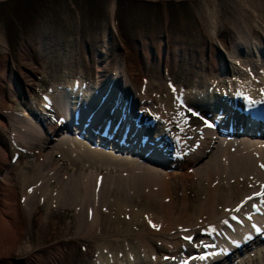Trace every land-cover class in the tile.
<instances>
[{"label": "bare ground", "instance_id": "bare-ground-1", "mask_svg": "<svg viewBox=\"0 0 264 264\" xmlns=\"http://www.w3.org/2000/svg\"><path fill=\"white\" fill-rule=\"evenodd\" d=\"M210 19V25L215 23L214 16ZM263 23L259 25L264 29ZM212 48L210 45L209 53L214 57ZM245 48L247 52L239 57L228 50L234 73H244L243 79L224 68L219 69L217 60L212 58L207 63L208 72L201 78L209 79L216 87L219 84L220 91L207 95V84H198L195 96L175 93L176 100L169 96L164 80H159L157 75L145 73L138 81L133 77L135 64L125 58L120 66L122 71L111 69L108 55L103 60L105 54L98 50L97 76L90 80V85H83L81 80L79 86L74 85L79 82L73 83L67 93L56 90L48 95L40 91L36 109L33 100L37 98L33 95L37 93L35 86L39 76L27 67L21 68L16 82L5 94L9 98V109L15 112L18 109L13 107L17 102L13 88L18 91V101L29 111H24V115L30 122L22 126L9 117L7 123H3L5 116L0 113V127L8 136L10 134L15 147L11 158L18 163L8 166L7 148L0 147V256L11 252L19 243L24 244L27 236L35 235L40 239L47 230H58L59 226L67 244L99 250L103 263L110 253L113 258L114 254L122 253V262L129 264L139 262L141 257L150 260L146 258L140 264H264V247H261L264 239L255 236V232L260 231L256 226L264 228L263 222L255 223L261 219V214L264 216V206H260V199L264 198V110L260 107L255 119L245 114H250L251 110L244 107L246 103L264 104V52L250 44H245ZM154 57L152 63L156 61L161 67L162 51L150 59ZM82 62L79 59L77 63L82 65ZM198 74L201 73H196V79H200ZM224 75L228 77L223 79ZM142 77L153 80L144 82ZM125 83L130 84L129 88ZM111 85L115 91H108ZM142 86L146 87L145 93ZM147 90L159 96L154 98L155 105L151 104L156 112L145 115L157 126L154 124L152 130L139 125L130 127L129 117L134 116L130 108L138 110L137 103H131L134 96L149 106L143 109L151 108L149 103L153 100ZM112 100H118L120 105L115 107ZM179 100L185 107L178 106ZM239 104L241 107L236 108ZM31 112L40 114L35 119L43 121L45 134ZM206 116L213 120L217 117L216 127L220 133L221 119H225L226 132L230 131L234 140L220 139L214 135V127L206 128L203 135L197 136ZM96 119L99 122L93 121ZM162 125L169 126L172 133L166 127L162 131ZM61 130V134L56 135ZM55 135L58 137H50ZM59 137L58 145L47 151L50 142L58 141ZM179 139L180 144L185 145L181 153L190 149L189 158L183 157L179 166L177 164L176 170L183 172L181 176H173L172 165L164 166L161 159L155 161L140 152L142 146L151 147L153 152L165 153L171 159L180 154ZM188 139L193 140V144ZM39 144L45 147L37 153V161L27 171L22 155ZM204 157L207 161L196 174L205 176V181H194L188 168ZM63 160L66 164L61 163ZM13 167L19 176L16 177ZM159 169L166 173L161 174ZM252 199L259 201L257 213L251 211V207L247 209ZM34 216L37 218L33 227ZM248 218H251L249 222ZM200 231L208 235L210 242L196 239ZM208 242L211 243L209 249L204 246ZM253 246L255 251L251 253ZM243 253L246 257L241 258Z\"/></svg>", "mask_w": 264, "mask_h": 264}, {"label": "rangeland", "instance_id": "rangeland-1", "mask_svg": "<svg viewBox=\"0 0 264 264\" xmlns=\"http://www.w3.org/2000/svg\"><path fill=\"white\" fill-rule=\"evenodd\" d=\"M254 12H257L256 15L260 13L258 18L261 20L258 21ZM212 16L215 23L210 25ZM256 20L259 23L264 21V0H0V113L5 116V120L3 118L2 121L7 123L10 117L21 122L22 126L30 122V119L24 115V111L26 113L29 111L22 108L18 101V91L13 88V94L17 99L13 107L18 109L15 112L9 109V98L5 94L9 86L16 82L17 73L21 68L27 67L39 76L35 86L37 93L33 95L37 100L30 97L37 109L40 91L49 95L51 91L56 93V90L60 92L66 88L72 89L76 81L79 83L74 85L79 86L81 80L84 84L83 79H94L97 76L98 50L105 54L103 60L108 55L111 69L119 68L122 71L120 66L126 58L127 62L135 64L133 77L138 81L145 73L157 75L159 80H164L163 84L167 86L171 98L178 96L174 95L175 93L191 97L198 92V84L201 86L207 84V87L209 84H215L209 79L201 78L208 72L207 69L210 66H207V63L211 62L212 58L217 60L219 69L224 68L230 73L233 66L230 63L232 59L228 50L236 52L234 55L237 57L242 55V52H247L245 44L264 50V29L255 22ZM214 29L217 32L215 34ZM248 33L251 35L247 36ZM243 37L246 38L245 41ZM234 42L235 45L232 44ZM210 45H213L214 57H211L209 53ZM160 51L164 56L161 67L156 61H154L156 65L152 63L155 57L150 59V56L153 57ZM173 51H176V54ZM166 54L169 56L168 61H166ZM79 59L83 60L82 65L77 63ZM165 69H167L166 72ZM197 72L201 73L198 74L200 79H196ZM76 76L79 79L75 78ZM227 77L228 75H224L223 79ZM242 77V74L236 75L238 79ZM143 79L144 82L145 79L153 80ZM85 83L90 82L85 81ZM194 84L196 87L193 86ZM127 85L129 86L128 83ZM142 89L146 92L145 86H142ZM147 93L153 102L154 98L159 97L154 92L147 90ZM166 95V93L163 94L164 98ZM43 111L45 112V109ZM31 114L34 119L40 117L39 113L36 115L31 112ZM221 120H223L222 132L220 134L213 129L214 135L225 141H233L234 137L224 135L228 123L223 118ZM35 121L43 132V121L37 122V119ZM201 126V129L197 130V136L203 135L206 128L211 129L205 123ZM61 132L62 130L58 131L56 135ZM56 135L50 137H58ZM9 136L0 127V147L7 148L8 166H17V161L11 158V150L15 147ZM60 138H57L58 141L51 142L47 139L50 142L47 151H52L51 148L58 145ZM188 141L193 140L188 139ZM44 145L39 144L32 151H24L22 159L27 171L32 169L37 161V153L43 151ZM189 155L183 152L180 156L167 161V165H172L173 176H181L183 172L176 170L177 164L183 160V157L189 158ZM206 161L204 157L188 168L194 181H202L205 178L196 174V171ZM61 163L66 164L64 160ZM13 169L16 170L15 167ZM159 172L163 175L166 173L162 169H159ZM14 173L16 177L19 176L17 170ZM182 193L179 191V194ZM260 200V206H264V198ZM251 202L256 204L259 201L252 199L249 204ZM249 204L248 210L252 205ZM36 218L37 216H34L32 221L33 227ZM260 218L255 223H264L262 214ZM202 231L196 235V239L210 242L208 235ZM232 234L236 238V233L232 231ZM23 242L24 244L19 243L11 252L0 256V264H47L49 262L54 264H129L124 260L122 262L124 258L122 253L116 252L114 258L110 253L103 263L99 250L67 244L59 226L58 230H47L40 239H37L35 235L27 236ZM261 247H264V242L261 243ZM252 248L251 253L255 251V247ZM244 257L246 253H243L241 258ZM141 258L140 261H145L146 258L150 260L148 257ZM140 261H131L130 264H140Z\"/></svg>", "mask_w": 264, "mask_h": 264}]
</instances>
